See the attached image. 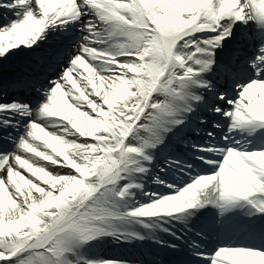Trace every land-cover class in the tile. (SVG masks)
Listing matches in <instances>:
<instances>
[{"label":"snow or ice","instance_id":"snow-or-ice-1","mask_svg":"<svg viewBox=\"0 0 264 264\" xmlns=\"http://www.w3.org/2000/svg\"><path fill=\"white\" fill-rule=\"evenodd\" d=\"M140 218L184 224L147 264L264 258V0H0V264H144L82 255Z\"/></svg>","mask_w":264,"mask_h":264},{"label":"rangeland","instance_id":"rangeland-1","mask_svg":"<svg viewBox=\"0 0 264 264\" xmlns=\"http://www.w3.org/2000/svg\"><path fill=\"white\" fill-rule=\"evenodd\" d=\"M49 170L51 171L52 169H49ZM130 223L134 225L136 224V220H133ZM107 241H108V237H105V236L99 237L96 240H93L92 242H90V245L82 252V255L84 256L90 255L94 253L96 250L103 252L101 255H105L107 252L104 248L109 250L108 247H105V245L108 244ZM94 257H97V255H94ZM99 257H102V256H99Z\"/></svg>","mask_w":264,"mask_h":264},{"label":"clouds","instance_id":"clouds-1","mask_svg":"<svg viewBox=\"0 0 264 264\" xmlns=\"http://www.w3.org/2000/svg\"><path fill=\"white\" fill-rule=\"evenodd\" d=\"M210 194H211V190H210ZM161 203L163 204L164 202L162 201ZM254 264H264V258L255 261Z\"/></svg>","mask_w":264,"mask_h":264},{"label":"bare ground","instance_id":"bare-ground-1","mask_svg":"<svg viewBox=\"0 0 264 264\" xmlns=\"http://www.w3.org/2000/svg\"><path fill=\"white\" fill-rule=\"evenodd\" d=\"M24 174H25L26 176H30V174H29V173H26V170H25Z\"/></svg>","mask_w":264,"mask_h":264}]
</instances>
